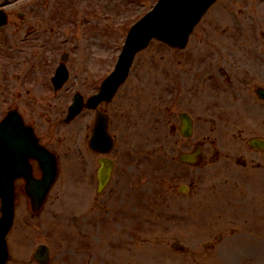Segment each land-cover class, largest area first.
Returning <instances> with one entry per match:
<instances>
[{
	"label": "rangeland",
	"instance_id": "obj_1",
	"mask_svg": "<svg viewBox=\"0 0 264 264\" xmlns=\"http://www.w3.org/2000/svg\"><path fill=\"white\" fill-rule=\"evenodd\" d=\"M155 1L38 0L30 3L35 13H32V16L24 25L25 27H46L50 26V21H56L57 24L61 25L62 30L58 34L59 38H69V43L64 45L63 48L74 47L75 51L73 52L77 58L75 61H72L73 67L76 69L75 71H79L84 75L85 72L82 67V45L84 42L83 38L76 31L78 24L83 23L86 28L84 45L87 48L84 50V55L90 50L93 68L102 71L110 63V52L112 50L109 46H115V51L118 52L129 24L139 19ZM223 4L224 0H220L216 6L214 5L215 7L213 6L210 9L209 13L198 25L184 51H176L154 42L136 60L134 75L139 79L138 88L128 83L122 91L131 90L130 92L133 94L134 100L135 98L141 100L146 96H150L153 91L158 90V84L161 83L162 79L161 75L171 76L179 70L182 71L183 64L186 63L185 61H188L185 58H193L194 46L197 47L199 60L205 57L219 58L223 50L226 49V38L223 37L221 32L224 26L229 24V20L223 16ZM255 11L256 13L252 14L257 16L258 23L247 21L246 28L251 27L253 30L264 29V3L255 4ZM51 16H55L56 20L50 19ZM66 22H70L69 24L73 27L72 30L64 29ZM213 26L214 30H212ZM250 40L257 48V51H262L261 46L264 47V40L253 35L247 36L241 33V36L236 39L235 43ZM198 43L202 44L197 45ZM53 45L57 47L55 43ZM61 45L59 44L58 46L60 49ZM35 54L36 57L39 56L37 52ZM189 63L193 64L190 61ZM190 74V72L185 73L186 76L184 77L187 83H189ZM183 88L187 89L188 87L185 86ZM149 91L152 92L150 93ZM214 91H223V89H215ZM218 97L221 98L223 96ZM200 98L196 106V110L198 111L196 115L199 114L202 106L204 104L207 105L206 102H209V99L204 101V99ZM254 100L257 102L256 106L262 104L258 108H255V111L257 122L263 123L264 102ZM189 101L185 102L182 107L189 108L191 103ZM213 101V106L216 109H210V112L215 111L221 118L224 116L222 111L231 112L232 105L229 104V109L226 106L220 107L222 100L214 99ZM119 103L122 106V102L119 101ZM150 103L153 106L151 99ZM142 105L141 100L140 103L133 107L135 118L133 127L128 129L129 126H125L123 132H118L119 156L117 155V159L120 168L122 169L123 161L132 159L134 168L131 173L137 172V169L142 171L141 174L133 176L136 182H145V179L158 181L163 173L171 172L174 176L186 174V169H184V173H178L181 170L175 166L176 164H173L174 167L171 171L168 168L171 167L169 163L167 164L166 171L163 170L162 165V171L160 169V172L153 168L154 161L163 159L164 151L176 153V147L179 145L177 141H180V139L172 134L166 136L165 133H169L168 129L165 131L161 130L162 136L160 138L152 137L147 140L141 138L142 133L149 132L152 134L151 129L158 127L157 113L158 109H161V107L155 105L148 107L145 111ZM139 112L143 115L145 114L144 117H139ZM147 113L150 114L149 119L146 117ZM162 113L167 114V112ZM46 119L42 120L44 124H47ZM87 122L86 120L85 126ZM236 122L238 123L239 120L237 119ZM127 123L130 124V121L128 120ZM220 124L221 122L216 124L218 128L211 135L227 140L236 132V129H229L233 126L224 129ZM204 125L210 127L208 123ZM73 130H78L77 126L68 131L69 137ZM153 138L155 140H152ZM124 141L129 145L131 144L133 148L132 152L122 149L125 146ZM155 141L157 143L152 144ZM77 145L78 143L73 144L70 139H67L59 147L64 159L73 166L74 170L79 171V177L76 174L77 172H75V178L69 180V182L62 181L64 179L62 178L56 190L52 192L45 211L36 219L29 217L24 204L18 207L17 224L11 233V239H9V247L13 259L8 264H20L19 261H23L21 258H27L29 250L31 251L37 242L50 243L52 246L54 257L51 264H264V226H251L250 231H245V229L238 227L239 223L233 224L231 222L232 220L236 222L235 215H230V222L224 225L220 224V217L217 215L220 214L221 209L228 208L225 210L231 213L232 210L226 199H222L223 192H221V189L215 188L213 179L211 178L214 172L210 171L209 167L193 169V192L195 193L191 198L193 199V203L188 198L178 195L176 192L174 193V199L181 203V218L176 223V226H171V228H174L170 229L165 235L163 234V229L161 230V223L158 220V206L150 210L152 214L150 215L145 206L141 207L135 202V205L144 214L145 221L152 219L158 223L150 225L147 232H142L138 227L135 229L136 224H132V221L125 223V220H122V223L119 222L116 225L112 220L113 213L109 211L111 207L99 206L106 204V198L104 196L94 198L92 194L94 190L93 180L91 178L86 179L83 175V171L92 165L94 156L91 153L86 154L85 161L83 162L84 167L79 168L75 160ZM83 148H85L84 145ZM155 164L158 165V162L156 161ZM129 176L131 177L132 174H129ZM224 179L225 177L216 175L214 183L221 187ZM260 182L261 187L264 189L263 178H261ZM151 186L154 187L155 184L151 183ZM213 190H216V193ZM156 191L151 192L150 196L156 195L158 193ZM138 194L139 190L135 192V195ZM191 205L193 206V222H189L190 219L186 216L187 210ZM258 206L259 212L264 214V200ZM203 210L212 211L213 225L219 223L221 226H209L210 223L208 221L210 220V216L208 214L203 219L207 225H202L201 216ZM234 210L238 213L240 211V209ZM123 212H125V209H123ZM107 219L110 221L106 222ZM111 223L115 231L110 235L108 224L110 225ZM211 227L213 229L210 231ZM204 229L209 234L221 233L224 236L223 240L219 242L214 239L216 243L215 251L204 247V244L210 242L207 241L208 236L206 234L203 235ZM26 233H31L33 238L29 235L23 238L17 236H22ZM244 233H247V236ZM177 241L187 248L188 251L181 253L173 250L170 244ZM29 261L27 259L25 263L35 264Z\"/></svg>",
	"mask_w": 264,
	"mask_h": 264
},
{
	"label": "water",
	"instance_id": "obj_2",
	"mask_svg": "<svg viewBox=\"0 0 264 264\" xmlns=\"http://www.w3.org/2000/svg\"><path fill=\"white\" fill-rule=\"evenodd\" d=\"M212 1L187 0L172 9L161 7L163 4L161 2L160 8L155 13L149 14L146 19L132 28L125 47L127 54L123 56L122 60L128 61L131 55L142 48L151 37H157L171 45L182 47L192 26ZM147 19L150 21H146ZM2 193L4 192L0 190V194ZM7 203L8 200L4 205L5 214H8ZM8 218V216H4V221L7 222ZM5 255V249L1 244L0 264H2Z\"/></svg>",
	"mask_w": 264,
	"mask_h": 264
},
{
	"label": "flooded vegetation",
	"instance_id": "obj_3",
	"mask_svg": "<svg viewBox=\"0 0 264 264\" xmlns=\"http://www.w3.org/2000/svg\"><path fill=\"white\" fill-rule=\"evenodd\" d=\"M22 7L23 6L21 3L15 4V0H0V12L6 13L7 15L6 24L0 25V67L4 65L5 61L7 60V55H9L6 51V44L11 40V36L9 35L11 34L10 29L16 27L17 31H14L13 34L18 37L21 33L22 28H25V26H23V22L27 21V17L23 16ZM32 12L33 11H30V13ZM25 30L29 31L31 35H34V31L36 30V28L29 27L25 28ZM103 110L106 112V108H103ZM247 135L248 134L244 132V128H240L239 137L236 139L237 142L230 145L226 153L227 157L233 156L235 154L240 156L245 155L246 162L241 158L236 160L237 162L242 163L243 166L247 165V162L253 164V160L256 156V153L251 150L255 148L250 146V139ZM191 148H193V146ZM18 190L22 191V187L18 186Z\"/></svg>",
	"mask_w": 264,
	"mask_h": 264
}]
</instances>
